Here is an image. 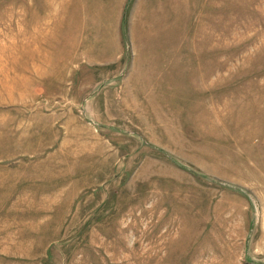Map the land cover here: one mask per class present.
<instances>
[{"label":"rangeland","instance_id":"obj_1","mask_svg":"<svg viewBox=\"0 0 264 264\" xmlns=\"http://www.w3.org/2000/svg\"><path fill=\"white\" fill-rule=\"evenodd\" d=\"M0 264H264V0H0Z\"/></svg>","mask_w":264,"mask_h":264}]
</instances>
